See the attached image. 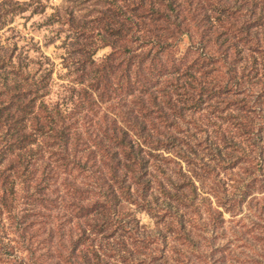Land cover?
<instances>
[{
  "label": "trees",
  "instance_id": "16d2710c",
  "mask_svg": "<svg viewBox=\"0 0 264 264\" xmlns=\"http://www.w3.org/2000/svg\"><path fill=\"white\" fill-rule=\"evenodd\" d=\"M90 1L54 102L0 43V264H264V0Z\"/></svg>",
  "mask_w": 264,
  "mask_h": 264
},
{
  "label": "rangeland",
  "instance_id": "374dc122",
  "mask_svg": "<svg viewBox=\"0 0 264 264\" xmlns=\"http://www.w3.org/2000/svg\"><path fill=\"white\" fill-rule=\"evenodd\" d=\"M101 5L84 0H0V43L17 48V53L32 59L39 72L45 67H53L52 94L49 100L56 101L69 92L73 73L66 67L73 66L71 59H81V49L89 43L91 48L100 44L90 43L98 34L94 20ZM71 16L87 24L72 25ZM81 23V22H77ZM190 45L189 39L179 45L178 55L185 54ZM111 52V47L101 46L93 59H102ZM72 53V55H71ZM45 58L50 59L48 63ZM38 61L43 62L39 67ZM67 64V65H65ZM42 65V64H40ZM103 107L102 111H104ZM145 224H151L146 215L141 216ZM230 220L229 215H225Z\"/></svg>",
  "mask_w": 264,
  "mask_h": 264
}]
</instances>
